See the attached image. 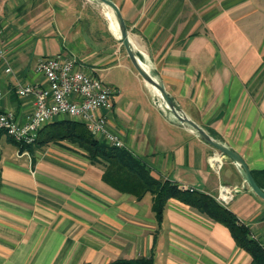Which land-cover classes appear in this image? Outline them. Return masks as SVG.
I'll return each instance as SVG.
<instances>
[{
  "label": "crops",
  "instance_id": "crops-1",
  "mask_svg": "<svg viewBox=\"0 0 264 264\" xmlns=\"http://www.w3.org/2000/svg\"><path fill=\"white\" fill-rule=\"evenodd\" d=\"M113 1L142 65L187 117L241 155L264 190V0ZM83 7L77 0H0V112L24 123L33 97L19 96L16 85L44 84L40 57L75 55L84 73L114 88L107 128L122 147L155 178L180 187L212 196L221 184L242 187L226 207L264 247V199L233 159L166 109L119 45L112 9L101 31L88 29ZM113 69L123 73L104 81L99 72ZM63 119L71 118L45 124ZM23 151L0 133V264L251 262L227 226L177 198L156 219L150 193L137 200L113 188L102 180L103 166L70 140Z\"/></svg>",
  "mask_w": 264,
  "mask_h": 264
},
{
  "label": "trees",
  "instance_id": "trees-1",
  "mask_svg": "<svg viewBox=\"0 0 264 264\" xmlns=\"http://www.w3.org/2000/svg\"><path fill=\"white\" fill-rule=\"evenodd\" d=\"M9 138L17 145L19 151L33 145L70 140L86 152L92 163L103 166L102 180L113 188L129 193L137 200L146 193H150L151 208L156 219H161L166 201L171 197L177 198L227 226L235 242L251 255L250 264H264V247L252 237L247 225L233 210L222 205L208 193L182 188L176 182L167 179L155 178L140 157L127 148L115 147L94 137L80 121L63 119L44 124L38 130V136L33 145L21 144ZM150 262V258L140 257L129 260L117 259L110 264H148Z\"/></svg>",
  "mask_w": 264,
  "mask_h": 264
},
{
  "label": "built area",
  "instance_id": "built-area-1",
  "mask_svg": "<svg viewBox=\"0 0 264 264\" xmlns=\"http://www.w3.org/2000/svg\"><path fill=\"white\" fill-rule=\"evenodd\" d=\"M0 63H5L2 51H0ZM37 69L44 74V84L16 85V93L19 96L33 97L32 112L21 124L15 120L12 113L0 112V133L3 132L21 144L33 145L38 130L53 117L63 115L84 123L94 137L112 146L122 147L119 137L107 128L106 111L112 109L111 95L114 91L112 86L101 81L93 73H84L80 69L77 57L73 54L40 57L37 61ZM5 71L11 72L12 69L6 66ZM209 161L213 167L219 166L214 156H211ZM241 190L242 187L238 185L221 184L214 197L226 206Z\"/></svg>",
  "mask_w": 264,
  "mask_h": 264
},
{
  "label": "water",
  "instance_id": "water-1",
  "mask_svg": "<svg viewBox=\"0 0 264 264\" xmlns=\"http://www.w3.org/2000/svg\"><path fill=\"white\" fill-rule=\"evenodd\" d=\"M102 3L109 6L116 18L117 25L120 31V37L122 44L124 46V49L137 70V72L140 74V76L149 84H151L158 92L160 98L165 104L166 109L176 117V119L180 122H184L192 129L207 143L215 147L219 152L222 154L230 157L233 159L236 164L238 165L240 172L242 173L245 182L247 185L250 186V188L260 197L264 199V190L256 183L250 169L246 165L244 159L239 155L237 152L229 149L224 144L220 143L219 141L215 140L213 137H211L202 127H200L198 124H196L193 120H191L189 117H187L181 109L172 101V99L169 97V95L166 93L162 81L158 80L154 76H152L149 71L142 65V63L139 61L136 53L133 50L132 44L130 42L128 29L125 23V20L122 16V13L118 7V5L113 0H99Z\"/></svg>",
  "mask_w": 264,
  "mask_h": 264
},
{
  "label": "rangeland",
  "instance_id": "rangeland-1",
  "mask_svg": "<svg viewBox=\"0 0 264 264\" xmlns=\"http://www.w3.org/2000/svg\"><path fill=\"white\" fill-rule=\"evenodd\" d=\"M77 3H79V5L81 4L84 5L83 14H84L85 20L89 18L90 20H87V21H91V23H89L88 25V29L101 30V27H103L104 25L107 26L108 19L106 17V14L108 13L109 8H107L106 5H104L98 0H77ZM88 14L89 16L88 18H86L87 17L86 15ZM112 29L116 31V33H118L115 22H113L112 24ZM121 44L122 43H120L119 45ZM120 71H124V69L121 68ZM118 72H119V69H113L111 70V74H108L106 71H100L99 73L101 77L103 78V80L107 82L110 80L111 76H113V73H115L114 76H120L123 73V72H120L118 75ZM127 77H130V79H132V76H130V74H127Z\"/></svg>",
  "mask_w": 264,
  "mask_h": 264
}]
</instances>
